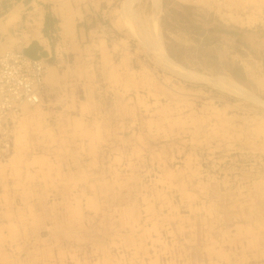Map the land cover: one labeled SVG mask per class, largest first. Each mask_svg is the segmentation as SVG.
I'll use <instances>...</instances> for the list:
<instances>
[{
	"label": "rangeland",
	"instance_id": "374dc122",
	"mask_svg": "<svg viewBox=\"0 0 264 264\" xmlns=\"http://www.w3.org/2000/svg\"><path fill=\"white\" fill-rule=\"evenodd\" d=\"M74 1L113 11L100 25L108 42L145 61L150 82L132 94L137 111L127 119L143 133L145 153H130L127 168L111 167L103 208L85 224L89 238L76 240L70 254L0 256V264L263 263L252 253L264 241V201L256 191L264 172V0H160L162 46L206 81L185 79L154 59L141 35L152 0H132L127 10L125 0ZM231 81L258 99L232 93ZM105 102L113 106L111 97ZM12 152L13 143L6 159Z\"/></svg>",
	"mask_w": 264,
	"mask_h": 264
},
{
	"label": "crops",
	"instance_id": "0c3cea01",
	"mask_svg": "<svg viewBox=\"0 0 264 264\" xmlns=\"http://www.w3.org/2000/svg\"><path fill=\"white\" fill-rule=\"evenodd\" d=\"M94 4L0 0V54L22 45L48 66L42 102L12 117L13 153L0 163L2 261L70 254L76 240L89 238L85 224L103 208L111 167L127 168L130 153L144 152L143 133L127 119L137 111L132 94L150 82L145 61L108 42L100 25L113 11ZM110 97L113 106L105 102ZM256 182L264 201V172ZM260 243L252 254L264 261Z\"/></svg>",
	"mask_w": 264,
	"mask_h": 264
},
{
	"label": "built area",
	"instance_id": "2783aa9c",
	"mask_svg": "<svg viewBox=\"0 0 264 264\" xmlns=\"http://www.w3.org/2000/svg\"><path fill=\"white\" fill-rule=\"evenodd\" d=\"M46 68L43 58L27 56L22 45L0 54V160L11 152V117L19 113L23 104L39 101Z\"/></svg>",
	"mask_w": 264,
	"mask_h": 264
},
{
	"label": "bare ground",
	"instance_id": "6f19581e",
	"mask_svg": "<svg viewBox=\"0 0 264 264\" xmlns=\"http://www.w3.org/2000/svg\"><path fill=\"white\" fill-rule=\"evenodd\" d=\"M194 1V0H193ZM200 5L204 6V5H214L215 2H218L219 0H199ZM221 4H222V0H220ZM124 3V2H123ZM134 3V2H133ZM152 3H153V9H154V12L153 14L151 15H147L145 20H143V30L141 32V35L142 34H145V41L147 43V46L149 47V49L152 51V53L154 54V59L161 63L166 69L172 71L173 73H177L178 75L182 76L183 78L185 79H190V80H194V79H199V80H202L204 79L206 81L207 77H205L204 75L200 74V73H197L193 70H190V69H187L185 67H183L182 65H180L179 63H177L176 61H174L165 51L164 47L162 46V43H161V36H160V31H159V25H158V13H159V9H160V0H152ZM132 4V0H129V1H126L125 0V3L123 5V8L125 10H127ZM192 4V3H191ZM208 5V6H209ZM126 19V18H125ZM125 21V20H124ZM128 20L126 19V22ZM129 22V21H128ZM102 24V23H101ZM128 26V25H127ZM130 27V25H129ZM104 28V27H102ZM141 30V29H140ZM111 32V31H110ZM112 33V32H111ZM22 34V33H21ZM22 36V35H21ZM109 36V35H108ZM111 38V36H110ZM142 38V37H141ZM21 40V39H20ZM139 40V39H138ZM143 40V38L141 39ZM23 41V40H22ZM123 41V40H122ZM140 41V40H139ZM18 42V41H17ZM112 42V41H111ZM123 43V42H122ZM143 44V43H142ZM145 45V44H144ZM10 49V48H9ZM8 49V50H9ZM6 51V50H5ZM4 52V51H3ZM2 52V53H3ZM156 62V63H157ZM59 65V64H58ZM50 66V65H49ZM48 68V66H47ZM47 68H46V72H47ZM46 75V74H45ZM224 76V75H223ZM45 78V76H44ZM218 78V77H217ZM230 78V77H229ZM232 78V76H231ZM210 79V78H209ZM212 81V80H210ZM208 82V81H207ZM228 82V80H227ZM230 82V81H229ZM211 83V82H209ZM221 82H219L220 84ZM212 84H213V81H212ZM215 85V83H214ZM241 85V84H239ZM216 86V85H215ZM217 86L219 87V85L217 84ZM225 86V85H223ZM242 87V86H241ZM240 86H237V85H234L231 81V83L228 85L227 89L229 91H231L232 93H235V94H238V95H244V96H248L249 98L250 97H253L255 100H257L258 98H255V95H252L250 93H246L245 91H243V89L241 88ZM225 89V88H224ZM226 89V90H227ZM44 90V88H43ZM43 90L42 92L40 93V98H39V101L37 103H34V104H23L24 107L25 105H29V106H34L38 103H40L41 101V97L43 95ZM249 92V91H248ZM259 101V100H258ZM42 102V101H41ZM263 102V101H262ZM21 110V108H20ZM19 110V113L21 112ZM18 113V114H19ZM18 114H14L13 116H17ZM12 116V117H13ZM11 117V119H12ZM12 121V120H11ZM12 143H13V132H12ZM13 153V152H12ZM12 155V154H11ZM11 155L8 157L11 158ZM8 159H4V161H1L0 163H4L6 162ZM118 178V177H117ZM121 178V177H120ZM132 178V177H131ZM134 180V179H133ZM135 182V181H134ZM130 184V183H129ZM152 193V192H151ZM138 212V211H137ZM120 219V217H119ZM121 225V224H120ZM243 229V228H242ZM253 230V229H252ZM118 231V230H117ZM245 234V233H244ZM249 234H250V231H249ZM252 235V234H251ZM254 236V235H253ZM257 236V235H256ZM247 238V237H246ZM240 241V240H239ZM257 241V240H256ZM258 242V241H257ZM256 243V242H255ZM254 244V243H253ZM252 245V244H251ZM244 247V246H243ZM254 247V246H253ZM244 249V248H243ZM251 249V248H250ZM249 250V249H248ZM218 252V251H217ZM216 253V252H215ZM222 253V252H220ZM108 261V260H107ZM7 263V262H6ZM102 263V262H101Z\"/></svg>",
	"mask_w": 264,
	"mask_h": 264
}]
</instances>
